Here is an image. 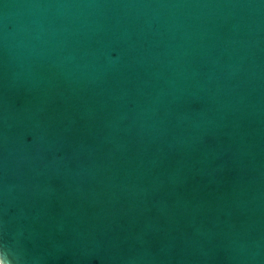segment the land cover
Wrapping results in <instances>:
<instances>
[{
    "label": "water",
    "instance_id": "obj_1",
    "mask_svg": "<svg viewBox=\"0 0 264 264\" xmlns=\"http://www.w3.org/2000/svg\"><path fill=\"white\" fill-rule=\"evenodd\" d=\"M0 264H264V0H0Z\"/></svg>",
    "mask_w": 264,
    "mask_h": 264
}]
</instances>
